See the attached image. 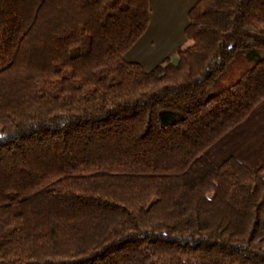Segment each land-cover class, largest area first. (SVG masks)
<instances>
[{"label":"trees","instance_id":"obj_1","mask_svg":"<svg viewBox=\"0 0 264 264\" xmlns=\"http://www.w3.org/2000/svg\"><path fill=\"white\" fill-rule=\"evenodd\" d=\"M150 0H0V264H264V164L207 151L264 101V0H197L152 67Z\"/></svg>","mask_w":264,"mask_h":264},{"label":"crops","instance_id":"obj_2","mask_svg":"<svg viewBox=\"0 0 264 264\" xmlns=\"http://www.w3.org/2000/svg\"><path fill=\"white\" fill-rule=\"evenodd\" d=\"M197 0H150L151 20L142 38L127 57L152 67L171 56L186 41L184 29L188 13ZM209 158L221 164L233 155L256 169L264 164V101L207 151Z\"/></svg>","mask_w":264,"mask_h":264},{"label":"rangeland","instance_id":"obj_3","mask_svg":"<svg viewBox=\"0 0 264 264\" xmlns=\"http://www.w3.org/2000/svg\"><path fill=\"white\" fill-rule=\"evenodd\" d=\"M171 59H172L173 61H177L178 57H177L176 53H173V54L171 55Z\"/></svg>","mask_w":264,"mask_h":264}]
</instances>
